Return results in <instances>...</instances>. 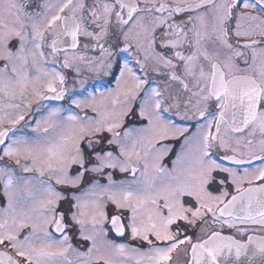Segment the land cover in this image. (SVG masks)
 I'll list each match as a JSON object with an SVG mask.
<instances>
[{"label": "snow or ice", "instance_id": "snow-or-ice-1", "mask_svg": "<svg viewBox=\"0 0 264 264\" xmlns=\"http://www.w3.org/2000/svg\"><path fill=\"white\" fill-rule=\"evenodd\" d=\"M0 264H264V0H0Z\"/></svg>", "mask_w": 264, "mask_h": 264}]
</instances>
